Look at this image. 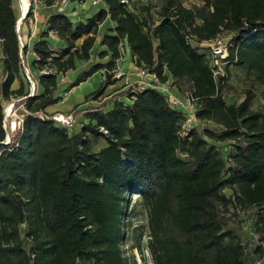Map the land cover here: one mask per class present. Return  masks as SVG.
Returning a JSON list of instances; mask_svg holds the SVG:
<instances>
[{
  "label": "trees",
  "instance_id": "16d2710c",
  "mask_svg": "<svg viewBox=\"0 0 264 264\" xmlns=\"http://www.w3.org/2000/svg\"><path fill=\"white\" fill-rule=\"evenodd\" d=\"M102 1L85 23L52 13L22 55L18 0H0V264H136L120 245L130 194L147 209L154 264H250L248 238L260 242L254 252L264 264V110L253 108L252 89L239 104L225 102L233 64L264 86V0H160L157 22L130 3ZM107 20L114 27L95 51L108 60L62 90L59 76L91 61ZM50 33L63 52L53 50ZM225 33L229 63L217 81L210 48L201 44ZM127 48L137 66L172 78L180 92L192 90L199 122L187 135L186 115L154 89H125L86 108L80 133L43 117L60 113L46 109L101 70V88L86 99L103 96L119 81L113 71ZM24 66L35 83L31 97ZM13 100L23 106V123L5 145L4 104ZM23 222L31 248L21 238Z\"/></svg>",
  "mask_w": 264,
  "mask_h": 264
},
{
  "label": "rangeland",
  "instance_id": "374dc122",
  "mask_svg": "<svg viewBox=\"0 0 264 264\" xmlns=\"http://www.w3.org/2000/svg\"><path fill=\"white\" fill-rule=\"evenodd\" d=\"M47 1L49 0H46V2ZM58 1L59 0H54V4H56V2ZM182 1L186 6H190L191 4H194V3L196 4L200 3V0H182ZM85 3H86L85 10H82L80 7L81 4L79 1L69 0L66 10L72 20H75V18L71 16L70 10L73 8L74 5H77L80 14L85 12L89 15H93L94 13H97L103 6V2L100 3L99 5L94 6L92 4V0H85ZM129 3L131 4V6H133V10L135 14H138L139 17H142V18L148 17L151 22L158 21V14H159V10L161 7L160 0H129ZM18 5L20 7L19 1H18ZM147 6L150 7L149 16L144 10V7H147ZM46 8L47 7L45 6L40 8L39 10L40 18L42 17L41 15L43 14L47 15L49 13L48 12L49 10ZM19 11H20V8H19ZM52 11L54 12L55 10H52ZM32 26L29 23V21L24 22V24L21 26L22 37L26 36L27 40L28 38H34L44 29V28L39 29L38 28L39 24H37V28L34 25ZM103 28H106V27H103ZM102 29L100 28V35L104 33ZM100 35L98 36L97 43L95 45L94 50L92 51V56L93 55L95 56L94 59L96 62H105L107 59L101 60L97 58L96 56L97 51H95V49L97 50L99 46L98 40L100 38ZM230 35L231 34L225 33L223 36L226 39H230L231 37ZM49 39L55 40L54 38H51V36ZM24 44H25V40H24ZM50 44L57 53L63 52L65 48V44H62V43L61 44L57 43L55 45L52 42H50ZM0 45H1V41H0ZM207 47L208 46H204V48H207ZM131 60H132V57H131L129 49L127 48L123 52V58L119 61L118 66L126 69L127 66H125V63L126 64L129 63ZM84 63H88V62H83L79 64L77 70L70 73L68 78L66 77V75L65 77L63 75L59 76V80L61 82L60 87L62 90H66L67 88H69V86L76 81L78 74L88 69L87 64L85 65ZM0 66H1V63H0ZM84 83L85 84H82L80 87H76V91L70 95V98L67 101L68 104H73L75 102L81 103L84 100H86V96H88L92 92L97 91L98 89L101 88L103 84V78L101 74H96L89 81L84 82ZM227 83L232 87L225 94V102L228 105L241 103L246 97V90L252 89L256 94L255 100L253 102V108L255 110L257 109L264 110V86L257 84L255 82L254 76L252 74H249L245 68L239 65H236V64L231 65L229 67V79ZM114 92L115 91L105 96L108 97L111 95H118ZM62 93H65V92H62ZM105 96L103 97L101 102L107 101V99L104 100ZM12 103H14L15 105L11 109V113L9 117L7 118V122H6L10 134H12L13 130H16V129L18 130V128L21 127L20 122L21 120H23V106L19 105L20 104L19 100H13L11 102L10 101L6 102L4 104V111L6 110V107L8 105H13ZM77 112L79 111L75 112L74 114L75 117H76ZM204 125L205 124H202L203 127ZM102 144H105V142L103 141L101 143V146ZM101 146H99L96 149L99 150ZM139 198L140 197L137 194H130L126 198L125 210H124V216H123L124 237L120 245H121L124 256L128 258L131 263L136 261V264H154L152 260L151 252L149 249L150 234H149V228H148V212H147L146 207L142 204ZM232 226L237 227L235 223H232ZM27 230H28V225L26 224V222H23L20 225L21 238L24 240L25 247L31 248L32 246V242L30 240L31 237L28 236ZM256 244H260L259 241L257 242V239H252V238L247 239L246 245H248V248H249V256H248L249 262L250 264H263L260 254L257 252H254Z\"/></svg>",
  "mask_w": 264,
  "mask_h": 264
},
{
  "label": "built area",
  "instance_id": "2783aa9c",
  "mask_svg": "<svg viewBox=\"0 0 264 264\" xmlns=\"http://www.w3.org/2000/svg\"><path fill=\"white\" fill-rule=\"evenodd\" d=\"M19 3L21 0H18ZM28 12L26 17L23 19L21 26L25 21H29V23L37 28V24L39 21V10L43 6L46 5V0H28ZM102 0H92V4L94 6L102 3ZM69 3V0H59L54 5L55 8L59 11H64ZM123 4H129V0H121ZM80 7L82 10H85L86 3L85 1L80 2ZM20 8V16L21 6ZM23 17V16H22ZM21 26L17 29L19 34L20 43L25 46L24 38L21 34ZM33 27V26H32ZM1 41V40H0ZM201 46H208L210 48V64L213 72L214 78L219 81L222 78L226 77V67L228 65L229 59V39H226L224 36L219 35L214 40L206 43H202ZM25 71H27L30 75L29 69L24 66ZM113 78L123 81V88L131 91H143L146 89H154L161 92L168 100L169 104L178 110H181L186 115V121L182 126L181 134L182 136L187 135L194 126L199 122L198 117L196 115L197 107H198V99L193 95L192 90L186 89L183 92H180L177 86L174 83L172 78H169L166 81H162L159 74L149 70L144 66L134 65V69L129 72H124L121 68L117 67L113 71ZM12 108L14 107V103ZM11 108V109H12ZM11 113V110H10ZM9 113V115H10ZM5 113L4 127L7 131L6 139L3 141V144L9 145L11 143V134L7 127V118L9 117ZM45 119H53L60 126L71 131L76 123V117L74 113H56L53 116H48L43 114ZM23 120H21L20 125H22ZM13 130L12 132H14ZM104 134H108V132L104 129H100Z\"/></svg>",
  "mask_w": 264,
  "mask_h": 264
},
{
  "label": "crops",
  "instance_id": "0c3cea01",
  "mask_svg": "<svg viewBox=\"0 0 264 264\" xmlns=\"http://www.w3.org/2000/svg\"><path fill=\"white\" fill-rule=\"evenodd\" d=\"M73 1V0H72ZM77 1H79V2H82V1H85V0H77ZM54 5L55 4H53L52 5V7H48V6H46L47 8L46 9H48L49 11V13L47 14V15H45V14H43V15H41L42 17L40 18L39 17V21H38V24H39V29H42V28H44L43 30H45L46 29V27H47V20H48V17L52 14V13H55V12H57L56 10H57V8H55L54 7ZM55 8V9H54ZM52 10H55L54 12L52 11ZM63 12H65V13H67V10H66V8H65V10L63 11ZM47 13V12H46ZM51 13V14H50ZM68 14V13H67ZM70 14H71V16H73L74 18H75V20H72L73 22H86L87 21V19L89 18V17H92V16H94L96 13H94L93 15H89V14H87V13H85V12H83V13H81L80 14V12H79V10H78V7H77V5H74L73 6V8L70 10ZM103 27H106V28H103ZM114 27V25H113V23L111 22V21H109V20H107V21H105L101 26H100V28L102 29V31L103 32H106V31H108V29H111V28H113ZM103 34V33H102ZM101 34V35H102ZM101 35H100V38H99V40H98V43L101 41ZM50 36H51V38H54L55 40H51V39H49L50 38ZM24 38V40H25V43L26 44H31V42H32V40H34L36 37H34V38H28V40H27V37L25 36V37H23ZM49 38H48V40L50 41V42H52L53 44H64V42L63 41H61L59 38H58V36L56 35V34H54V33H50L49 34ZM129 49V48H128ZM54 50V49H53ZM130 51V50H129ZM131 54V53H130ZM0 57H1V45H0ZM132 57V56H131ZM95 56L93 55L92 56V59H91V61L90 62H88V63H84L85 65L87 64V68H89L93 63H96V61H95ZM107 60H108V58H106ZM106 60V61H107ZM105 61V62H106ZM118 65H119V62H118ZM134 65H135V63H134V60H133V58H132V60L129 62V63H125V66H127V68L126 69H124V68H122V67H120V66H118L119 68H121L124 72H129V71H131V70H133L134 69ZM73 71H70V72H68L67 74H66V77L68 78V76H69V74L70 73H72ZM96 74H101V76H102V78H103V81H104V79H105V76H104V72H103V70H101V71H99V72H97ZM96 74H94L93 76H95ZM92 76V77H93ZM65 77V76H64ZM91 77V78H92ZM91 78H89L87 81H89ZM86 81V82H87ZM82 84H85L84 82L83 83H81L79 86H76V87H80ZM122 84H123V81H117L116 82V84H114V85H110L107 89H106V91H105V94H104V96L105 95H109V94H111L113 91H115L114 93H116V94H120V93H122V92H124L125 91V89L122 87ZM76 87H73V88H71L69 91H68V93H61V95L63 96V100L60 102V103H58V104H55V105H52V106H50V107H48L47 109H46V112L47 113H49V114H52V113H55V112H60V113H74L75 114V112L76 111H79V112H77L76 113V123H75V125H74V127H73V130L72 131H74V133H80L82 130H83V126H84V124H85V122L87 121V119L85 118V113H86V108H88V107H91V106H98L100 103H101V101H102V99H103V97L104 96H101V97H99L97 100H92L91 101V99L90 100H88L87 101V99L86 100H84L83 102H81V103H79V102H75V103H73V104H68L67 103V101L69 100V98H70V95L71 94H73V92H75L76 91ZM117 89H119V90H117ZM34 95V94H33ZM112 96V95H111ZM111 96H108V97H106L105 96V98H104V100L105 99H107V101H108V99L110 100L111 99ZM90 102V103H89ZM106 145V143L105 144H102V146H101V144L100 145H98L97 146V148L99 147V146H101V147H103V146H105Z\"/></svg>",
  "mask_w": 264,
  "mask_h": 264
},
{
  "label": "water",
  "instance_id": "95a60500",
  "mask_svg": "<svg viewBox=\"0 0 264 264\" xmlns=\"http://www.w3.org/2000/svg\"><path fill=\"white\" fill-rule=\"evenodd\" d=\"M23 19L24 17L20 16L19 20H18V23H17V29H19V27L21 26L22 22H23ZM21 44V50H22V55H23V49H24V45L22 44V42L20 43ZM25 74L27 76V78L29 79L30 81V84H31V93H30V97L34 94L35 92V83L34 81L32 80L31 76L28 75L29 73L27 71H25ZM5 114V112H4Z\"/></svg>",
  "mask_w": 264,
  "mask_h": 264
},
{
  "label": "bare ground",
  "instance_id": "6f19581e",
  "mask_svg": "<svg viewBox=\"0 0 264 264\" xmlns=\"http://www.w3.org/2000/svg\"><path fill=\"white\" fill-rule=\"evenodd\" d=\"M20 6H21V13H22V16L25 18L26 15H27V12H28L29 1H28V0H21V1H20ZM11 108H12L11 105H8V106L6 107V111H5V113H6L7 115H9Z\"/></svg>",
  "mask_w": 264,
  "mask_h": 264
}]
</instances>
